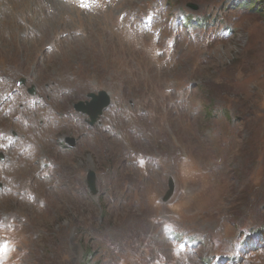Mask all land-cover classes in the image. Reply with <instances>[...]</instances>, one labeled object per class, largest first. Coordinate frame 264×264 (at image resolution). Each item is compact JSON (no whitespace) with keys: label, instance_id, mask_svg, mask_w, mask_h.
Segmentation results:
<instances>
[{"label":"rangeland","instance_id":"1","mask_svg":"<svg viewBox=\"0 0 264 264\" xmlns=\"http://www.w3.org/2000/svg\"><path fill=\"white\" fill-rule=\"evenodd\" d=\"M254 5L0 0V264H264Z\"/></svg>","mask_w":264,"mask_h":264},{"label":"water","instance_id":"2","mask_svg":"<svg viewBox=\"0 0 264 264\" xmlns=\"http://www.w3.org/2000/svg\"><path fill=\"white\" fill-rule=\"evenodd\" d=\"M189 7H191L193 10H198L199 5L194 3H189ZM25 79L23 78L20 80L18 85L25 84ZM28 91L30 94L35 95L36 94V86L32 85L28 88ZM88 97H90V100H81L74 104V108L77 112H80L82 114L88 115L87 122L90 125H96L98 122H100V119L104 113V110L109 107L112 103V97L109 92L106 90H100L97 93L90 92L88 94ZM14 136H18L16 132H13ZM65 142L69 147H75L77 144V138L74 136H67L65 138ZM5 154L3 152L0 153V160L4 161ZM98 176L94 169H89L87 171L86 175V183L88 185V188L91 192V194L96 195L99 191L98 189ZM175 191V183L174 179L172 177L169 178V188L164 196V201H168L174 194Z\"/></svg>","mask_w":264,"mask_h":264},{"label":"trees","instance_id":"3","mask_svg":"<svg viewBox=\"0 0 264 264\" xmlns=\"http://www.w3.org/2000/svg\"><path fill=\"white\" fill-rule=\"evenodd\" d=\"M250 1H253L254 2V6H253V9L255 10H259L261 12H264V0H250ZM259 1V2H258ZM259 3V4H257Z\"/></svg>","mask_w":264,"mask_h":264}]
</instances>
